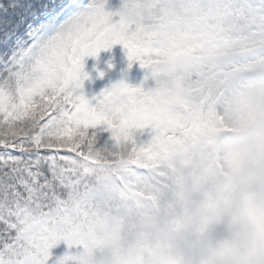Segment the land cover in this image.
<instances>
[{
  "label": "snow or ice",
  "instance_id": "1",
  "mask_svg": "<svg viewBox=\"0 0 264 264\" xmlns=\"http://www.w3.org/2000/svg\"><path fill=\"white\" fill-rule=\"evenodd\" d=\"M105 3L92 0L74 15L53 5L26 35L0 40V264H48L61 240L82 242L65 231L63 194L101 151L90 128L107 125L111 146L122 150L115 154L136 163L153 144L137 146L133 130L150 126L164 143L178 131L223 125L217 92L246 70L244 57L259 54L264 66V0H124L118 12ZM116 44L156 86L120 82L92 106L78 91L90 76L84 58ZM75 259L65 254L56 264Z\"/></svg>",
  "mask_w": 264,
  "mask_h": 264
},
{
  "label": "rangeland",
  "instance_id": "2",
  "mask_svg": "<svg viewBox=\"0 0 264 264\" xmlns=\"http://www.w3.org/2000/svg\"><path fill=\"white\" fill-rule=\"evenodd\" d=\"M123 2L124 0H106L105 11L118 12L123 6ZM91 3L92 0H81L78 6L67 8L65 11L70 9L69 15H74L85 10ZM112 19L113 21H117L119 17L113 16ZM258 57H260L259 54L244 57L241 63L242 66H247L246 70L241 71L233 82L222 87L217 92L216 99L224 91L240 85L238 89L228 95L227 99L231 97L227 100L225 106H222L221 110H216L219 115L224 116L223 125L216 124L214 127L202 128L200 130L193 129L187 133H180L179 131L174 133L176 139H174V143L171 146H177L179 144L180 147H186L192 144L193 148L199 147L197 143L201 141L202 135L206 134V148H201L205 152L204 157L213 161L210 166L211 168L205 174L203 182L198 185L197 191L192 195L193 202L190 203V201H187V206L191 208L190 211L195 207L202 209L210 207L204 193L210 178L217 173L214 164H216L220 175L225 177V179L229 177L230 170L237 168L247 166L250 169H264V66L259 65L258 61L260 58L258 59ZM83 62L84 71L89 73L90 76L84 81L82 89L78 91L83 92L86 98L90 100L92 106H96L97 100L102 98L100 96L102 90H110L113 85L120 82L127 83L132 87H142L146 91L156 86L152 73L148 69L142 68L139 62L129 67L130 62L127 57V50L120 44L114 45L109 50H102L98 58L85 57ZM100 72L104 73L103 77H100ZM252 73L263 75V79L255 82H244L243 78ZM144 75L148 77H144ZM2 76L3 70L1 69L0 78ZM146 85L148 89L145 88ZM93 97L96 99H93ZM245 125L247 133L243 139L232 143L223 142L226 132L239 130ZM88 132L89 135H95L96 145L100 138L104 137V147H101V154L99 153L100 155L95 158V166L90 163L87 165L86 170L78 173L80 178L84 176L82 180L86 182L92 179V175L95 174L93 172L95 167L99 164H110L113 161L111 156L107 157L109 153L104 154V152L109 150H105V145L114 143L111 138V130L105 124L90 128ZM157 135L158 133L152 130L150 126L144 129L133 130V140L137 146L152 143ZM170 141H166V145ZM79 179H75L70 187H77ZM159 181L156 178V182ZM185 183L186 181L180 182L179 191ZM82 189H85L84 185ZM90 189L86 191L88 199L83 202L84 205H87L91 199H95ZM140 191L138 190V192ZM72 192L73 189L68 194H72ZM95 201L97 203L99 200L95 199ZM123 202H119L118 206L121 209L123 208V211L126 213L124 216L136 210V203L122 207ZM67 203L68 201H63V208ZM104 205L108 206L105 200L101 201L94 208H99ZM79 214L80 212L74 210L71 211V218L68 214H65L67 218L65 231H75L82 242L74 244L69 248L68 244L61 240L50 250L51 256L48 264H56L58 259L64 257L65 254H71V252L75 251L85 241L89 250L79 255L75 260L69 261V264H136L133 262L134 259L132 256L137 251L146 249L143 242L144 238L138 242L135 234L130 229L129 232L125 230V227L141 223V227L145 229L146 224L143 219L140 222L132 219L127 220L120 226L110 225L105 227L104 218L82 216L80 220L76 218ZM185 215L178 220L177 225L174 227V232L178 237L179 243L183 241L185 233H190V238L182 245H176L173 248V255H182L190 262L195 259L194 264H218L215 259H209L208 253L212 247L228 236L229 225L227 221L217 218L211 211H201L197 223L191 231H188L181 227V220ZM80 221V228L72 225ZM164 239L165 230L162 229L160 234L155 235V240L160 241ZM102 254L106 255L108 259L100 262V256ZM259 264H264V261H260Z\"/></svg>",
  "mask_w": 264,
  "mask_h": 264
},
{
  "label": "clouds",
  "instance_id": "3",
  "mask_svg": "<svg viewBox=\"0 0 264 264\" xmlns=\"http://www.w3.org/2000/svg\"><path fill=\"white\" fill-rule=\"evenodd\" d=\"M204 194L210 207L193 208L182 218L181 227L191 231L201 211L227 221L228 236L211 248L209 259L218 264L264 261V169L237 168L227 179L215 175Z\"/></svg>",
  "mask_w": 264,
  "mask_h": 264
},
{
  "label": "trees",
  "instance_id": "4",
  "mask_svg": "<svg viewBox=\"0 0 264 264\" xmlns=\"http://www.w3.org/2000/svg\"><path fill=\"white\" fill-rule=\"evenodd\" d=\"M78 0H0V40L6 34H11L13 42L16 37L26 35L27 25L34 19H38L46 10H51L53 5H64L69 7L77 4ZM6 49L0 43V58H3ZM2 67H0V70ZM2 79V78H0ZM97 147V145H96ZM80 176L77 175L76 179ZM73 189L69 187L65 190L64 200L69 198L68 192Z\"/></svg>",
  "mask_w": 264,
  "mask_h": 264
},
{
  "label": "bare ground",
  "instance_id": "5",
  "mask_svg": "<svg viewBox=\"0 0 264 264\" xmlns=\"http://www.w3.org/2000/svg\"><path fill=\"white\" fill-rule=\"evenodd\" d=\"M236 92H237V91H236ZM233 94H234V93H233ZM233 94H232V95H233ZM230 97H231V96H230ZM230 97H229V98H230ZM229 98H228V99H229ZM228 99H227V100H228ZM224 106H225V105H224ZM223 108H224V107H223ZM227 144H228V143H227Z\"/></svg>",
  "mask_w": 264,
  "mask_h": 264
}]
</instances>
